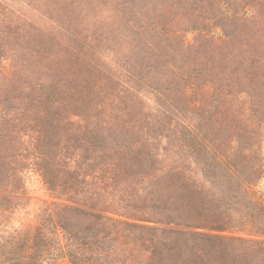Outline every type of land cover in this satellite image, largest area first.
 <instances>
[{"label": "rangeland", "instance_id": "obj_1", "mask_svg": "<svg viewBox=\"0 0 264 264\" xmlns=\"http://www.w3.org/2000/svg\"><path fill=\"white\" fill-rule=\"evenodd\" d=\"M72 190L264 242V0H0V254Z\"/></svg>", "mask_w": 264, "mask_h": 264}, {"label": "trees", "instance_id": "obj_2", "mask_svg": "<svg viewBox=\"0 0 264 264\" xmlns=\"http://www.w3.org/2000/svg\"><path fill=\"white\" fill-rule=\"evenodd\" d=\"M43 177L51 190H59L60 184L54 183L49 174L44 173ZM110 179L95 178L94 182L97 187L104 186ZM87 182L85 177L77 175L76 180L65 184L85 185ZM72 191L68 195L59 191L72 204H54L52 210L44 212L32 236L25 239L23 248L16 247L21 233L11 236V256L0 254V264H45L58 258H66L71 264H112L114 261L121 264L119 254L127 247V239L133 248L139 243L145 248L144 264H264V242L189 230L195 227L177 222L181 214L166 208L160 214L163 219L157 222L163 227L129 223L108 215L127 217L125 215L132 214L134 209L123 207L127 198L119 204L113 203L115 209L108 210L83 200L87 193L93 198L96 193ZM253 225L261 230V226ZM235 246L238 252L233 251ZM3 247L7 246H0Z\"/></svg>", "mask_w": 264, "mask_h": 264}]
</instances>
